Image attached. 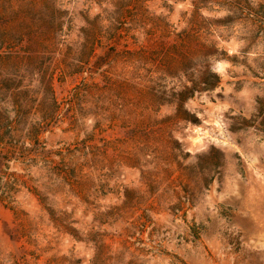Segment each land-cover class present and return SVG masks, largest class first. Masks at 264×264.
I'll return each mask as SVG.
<instances>
[{
  "label": "rangeland",
  "instance_id": "374dc122",
  "mask_svg": "<svg viewBox=\"0 0 264 264\" xmlns=\"http://www.w3.org/2000/svg\"><path fill=\"white\" fill-rule=\"evenodd\" d=\"M239 1L62 0L77 26L98 16L118 29L114 49H97L93 62L104 65L96 73L55 74L56 96L67 98L84 77L99 85L109 80V89L93 90L104 97L97 105L93 98L84 103L78 125L66 118L43 133L54 162L37 156L0 169V264H264V132L245 125L257 111V98L264 97V60L252 58L260 71L247 63L244 53L258 47L261 36L247 12L237 8ZM241 2L253 6V0ZM221 11L227 15L214 14ZM195 26L217 42L211 69L221 64L248 69L223 68L215 96L200 86L213 80L200 56L179 67L181 53L192 56L198 44L181 32ZM235 32L243 33L245 45L238 49L243 59L228 55L240 43ZM178 33L186 42L180 48ZM77 39L75 30L68 42ZM127 50L144 51L139 70ZM157 70L173 78L182 71L191 84L181 81L188 88L180 93L175 116L167 110L176 85L169 98L155 94L168 87L160 80L134 79L136 72ZM206 92L207 105L200 99ZM187 98L204 120L185 118ZM141 106L165 113L161 124L189 129L182 140L187 137L192 149L187 155L195 153L197 164H172L175 155L164 147L161 129L135 115ZM222 108L227 110L218 112ZM88 120L94 121L90 131ZM209 137L213 143H206ZM151 152L157 155L146 160Z\"/></svg>",
  "mask_w": 264,
  "mask_h": 264
},
{
  "label": "trees",
  "instance_id": "16d2710c",
  "mask_svg": "<svg viewBox=\"0 0 264 264\" xmlns=\"http://www.w3.org/2000/svg\"><path fill=\"white\" fill-rule=\"evenodd\" d=\"M63 4L62 0H0V169L9 167L11 161L35 160L37 156L54 162L49 159L53 151L47 148L43 133L66 118L72 126L78 125L85 115L84 103L93 98L91 104L97 105L104 97L102 94L95 96L93 90L104 88L107 92L109 89V80L99 85L95 81L88 82L84 77L67 98L59 100L56 96L53 88L55 74L60 72L64 77L96 73L104 65L98 59L93 62L97 49L109 46L112 50L111 40L118 29L113 24H102L98 16L93 20L85 17L86 24L77 26ZM237 8L247 12L257 35H264V4L254 8L240 0ZM154 27L158 29V26ZM203 29V26H195L190 33L186 30L181 32L188 37L194 36L198 44L196 49L193 48L192 56L181 53L183 63L179 67L185 61L200 56L205 63L203 66L213 76V80L205 82L202 89L213 90L220 84L219 74L211 71L217 42L210 39ZM75 30L78 39L68 42ZM178 35L182 41L175 45L176 48L186 43L185 37ZM141 50H127L139 63L136 65L138 70L146 58ZM105 63L110 64L111 60ZM260 67L264 71V63ZM171 70H175L173 65L167 68L173 73ZM134 77L145 79L140 72H136ZM245 121L246 126L264 132V97L257 98L256 113L251 121ZM78 151L81 150L78 148ZM62 225L67 229L68 226Z\"/></svg>",
  "mask_w": 264,
  "mask_h": 264
},
{
  "label": "clouds",
  "instance_id": "9594fccd",
  "mask_svg": "<svg viewBox=\"0 0 264 264\" xmlns=\"http://www.w3.org/2000/svg\"><path fill=\"white\" fill-rule=\"evenodd\" d=\"M260 4H264V0H253V6L258 7ZM184 7H190L189 4H185ZM215 15L218 16H225L227 13L225 12H216L214 13ZM203 15L207 16L209 15L208 12H204ZM243 33L241 32H235L233 33V36L235 39L239 40L240 43L238 45H233L230 48V51L228 53L229 56L235 55L241 59H243V56L241 55V52L238 49L244 48L245 41L241 39V36ZM258 47L253 46V50L250 52L244 53V55L248 56L247 63L252 66L253 69H256L257 71H260L256 67V63L253 62V57H259L260 59L264 60V35L260 37V40L258 41ZM223 68H229L237 72H247L248 69L245 68L242 64L239 67L233 68L232 64H221L219 67H213L211 71L213 73H220ZM178 78H173L168 76L163 70H157L155 72V75H152V73L145 72L144 73V78L145 79H151L152 81L160 80L162 83H165L168 85L167 88L165 89H154L155 94L157 96L161 95V92H163L164 95L167 97L171 98L172 97V92L169 91V89H172V85H176L175 89L173 90L176 93L175 99L172 100L171 106L167 110V114L170 116H175V113L177 111V107L180 104V93L185 91V88L183 85H187L189 88L191 87V84L189 81L185 78V73L180 71L177 73ZM261 76L264 77V72L261 73ZM181 81L183 82V85L181 84ZM134 83V81H133ZM260 83L264 84V79H261ZM201 87H204L205 85L203 83L200 84ZM139 87V86H138ZM219 88H215L214 90L211 91V95L215 96L217 92H219ZM209 93H205L204 95L200 96V99L204 101L205 105L208 103V97ZM131 106V105H130ZM183 110L186 113L185 118L189 120H204V117L201 116L200 112L197 111V106L193 105L191 98H187L183 102ZM226 108H222L218 110V112L226 111ZM135 115L139 119H147L152 122H154L155 126L160 128L162 133H163V140H164V147L169 148L172 153L175 155V160L172 162L173 165H180L181 167L184 166H190V165H195L197 164V158L195 153H193L191 156H188L187 153L192 152V149L186 147V144L188 142L187 137H184L182 140V136L184 133L188 132V128H183V127H178L175 125L171 124H161L159 123L162 119V117L165 115V113L156 111L154 110L153 107H148L147 109H144L143 106H141L139 109L136 110ZM221 116L217 115L216 120H220ZM214 123L215 121H207L205 120L204 123ZM94 123L93 120H88L87 125L89 131L91 130V126ZM224 124L227 123V121L223 122ZM217 128H221L220 124H217ZM169 133L171 135H169ZM217 135L223 137V132L222 131H217ZM206 143L210 144L213 143V140L211 137L208 138ZM179 145V147H176V145ZM153 147H156L154 145ZM196 152H201L202 150L200 148H197L195 150ZM157 153L151 152L147 157H145L146 160H153V157H155ZM155 161H153L154 163ZM151 166V165H149ZM262 194H264V189H262ZM219 199H223V197H220ZM221 223H223L221 221ZM235 227V226H234ZM232 229H229L231 231Z\"/></svg>",
  "mask_w": 264,
  "mask_h": 264
}]
</instances>
